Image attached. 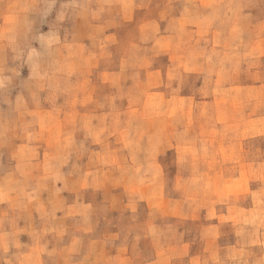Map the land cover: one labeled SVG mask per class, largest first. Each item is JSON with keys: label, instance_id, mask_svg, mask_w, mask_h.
<instances>
[{"label": "rangeland", "instance_id": "obj_1", "mask_svg": "<svg viewBox=\"0 0 264 264\" xmlns=\"http://www.w3.org/2000/svg\"><path fill=\"white\" fill-rule=\"evenodd\" d=\"M44 1L47 12L34 22L33 43L52 29L49 38L55 43L66 37L91 44L78 51L83 55L80 62L63 66L65 77L50 79L51 85L64 91L55 99L68 106L73 102L74 71L98 67L113 70L108 80L115 90L110 97L114 104L123 107L128 99L148 109L133 112L143 129L138 149H153L156 143L162 155L165 209L147 214L140 207L145 222L132 218L123 222L124 229L127 223L138 237L129 241L147 247L145 255L135 258L148 260L151 246L157 244L170 248L172 253L163 257L175 264H264V0H202L206 17L195 21L208 27L202 34L206 44L188 51L191 59L179 62L182 76L175 75L177 80L170 74L167 81L163 74L176 64L173 56L152 61L146 45L160 33L172 31L178 17L192 23L188 13L197 9V0ZM216 25L221 27L219 34L213 30ZM66 49L74 59L73 45L68 43ZM90 80L81 84L90 86ZM123 86L128 89L121 93ZM171 101L186 102V115L176 114L171 127L159 125L156 135L147 134L143 120H165L169 110L162 107ZM46 191L50 221L43 230L32 217L27 222L30 214L42 213L35 211V205H26L27 199L37 201L34 190L0 191V214L7 217L0 220V264H79L73 191H62L67 194L62 201L58 191L50 187ZM11 212L19 219L16 235L10 234L15 225L8 220ZM60 216L65 220L52 218ZM116 219L110 214L97 223L103 226ZM42 232L43 251L37 243ZM28 239L34 244L31 254H26L24 245Z\"/></svg>", "mask_w": 264, "mask_h": 264}, {"label": "crops", "instance_id": "obj_2", "mask_svg": "<svg viewBox=\"0 0 264 264\" xmlns=\"http://www.w3.org/2000/svg\"><path fill=\"white\" fill-rule=\"evenodd\" d=\"M196 4L197 9L188 13L192 23L178 17L172 31L160 33L146 45L153 55L152 61L173 56L176 64L164 72L166 81L170 74L173 79H177L175 75L182 76L179 62L189 61L191 57L187 52L206 44L202 34L208 27L195 19H204L207 10L202 0H197ZM47 7L44 0H0V191L7 188L34 190L37 201L30 203L27 199L26 205H35V211L42 213L30 214L27 222L32 217L42 230L50 221L46 190L50 187L58 191L61 201L67 195H62V191H73L74 238L79 239L80 244V251L76 250L80 254L79 264H175L172 258L166 260L163 257L172 253L170 248L157 244L151 246V258L136 259L135 255L147 253V247L130 242L129 239L138 237L128 230L127 223L126 229L123 224L131 218L145 222L146 215L142 218L139 215L140 207H144L147 214L165 209L162 155L157 151L156 143L153 149H138L137 141L143 129L133 118V112L148 109L128 99L121 103L123 107L114 104L110 97L115 90L108 80V74L113 70L98 67L91 71H74L73 102L68 106H62L61 100L55 99L64 91L51 85L50 79L65 77L63 66L68 62H80L83 55L78 51L91 44L80 38L66 37H59L55 43L49 38L52 29L33 43L30 35L35 29L34 22L42 19ZM220 29L218 25L213 27L218 34ZM68 43L77 51L74 59L66 52ZM50 62L55 64L53 70ZM88 77L91 78L90 86L82 85ZM124 89L128 88L123 86L119 91L122 93ZM88 98L92 102H87ZM162 108L169 110L165 120L157 117L143 120L147 134L156 135L159 125L171 127L175 120L173 116H184L188 112L186 102L171 101ZM114 110L118 111L115 115ZM1 200L0 208L3 206ZM110 214L117 217L115 222L98 225ZM8 218L9 222L15 223L10 234H18L17 213L11 212ZM52 218L56 222L65 220L64 216ZM3 219L7 220V217L0 214V220ZM157 227L158 231L161 224ZM40 236L42 239L37 243L43 251V232ZM24 243L26 254L33 253L34 244L29 239ZM17 248L15 245V253ZM181 250L186 256L190 255L189 249L182 247Z\"/></svg>", "mask_w": 264, "mask_h": 264}]
</instances>
